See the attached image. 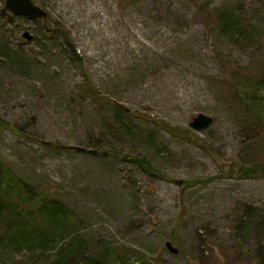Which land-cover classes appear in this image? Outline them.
Listing matches in <instances>:
<instances>
[{
  "label": "rangeland",
  "instance_id": "obj_1",
  "mask_svg": "<svg viewBox=\"0 0 264 264\" xmlns=\"http://www.w3.org/2000/svg\"><path fill=\"white\" fill-rule=\"evenodd\" d=\"M34 1L48 10L45 22L0 12V118L33 134L0 129V161L47 189L70 221L41 253L14 251L0 217V264H50L65 244L86 256L108 247L121 264H257L264 176L237 172L264 166V128L239 106L231 84L262 70L264 0ZM220 10L252 26L246 45L223 32ZM62 31L105 97L71 60ZM113 101L150 119L126 115L119 127ZM199 113L214 118L204 130L191 127ZM47 142L89 149L98 142L101 154ZM131 156L158 173L122 159ZM199 179L207 181L185 184ZM30 215L45 230L40 214Z\"/></svg>",
  "mask_w": 264,
  "mask_h": 264
},
{
  "label": "trees",
  "instance_id": "obj_2",
  "mask_svg": "<svg viewBox=\"0 0 264 264\" xmlns=\"http://www.w3.org/2000/svg\"><path fill=\"white\" fill-rule=\"evenodd\" d=\"M21 16V15H20ZM26 17V16H21ZM15 18V17H14ZM221 29L226 34L230 35L229 38L236 41L241 45L246 43L254 37L255 32L252 26L239 19L231 11L220 10L217 14ZM48 30L45 27L44 33H53L52 28ZM51 31V32H50ZM64 44L68 47L70 58L74 61L88 83L90 89H94L99 96L105 97L102 92L100 93L87 71L84 68L83 59L79 56L76 47L71 42V39L66 31L61 32ZM263 67L260 73L255 78L245 77L239 75L232 78V88L236 102L239 106L250 116L254 117L256 121L264 128V60L262 62ZM101 94V95H100ZM114 108V117L119 127H126V115H132L136 117H143L150 119L140 111L133 108H125L122 104L115 101L110 102ZM162 128L168 130L173 134H179L181 132L179 127L170 124L169 122L152 118ZM104 127H108L109 120L105 118L103 120ZM7 128L25 138H31V132L25 128L7 122L0 118V129ZM33 135V134H32ZM51 146L65 148L67 146L59 142H51ZM93 149L101 154V146L98 142L91 143ZM109 155H117L114 151H108ZM124 161L134 162L140 169L147 172L150 175H155L158 170L153 164L140 157H125ZM237 174L242 177L249 178L250 175L264 176V166L255 165L253 167L243 166L238 170ZM217 177V176H214ZM206 179L187 181V185H195L201 182H206ZM37 211L40 214V219L45 230L40 231L41 225L37 221H32L30 213ZM0 217L5 218V229L10 234V247L14 251L28 250L30 252L45 253L54 248L56 238L62 237L67 229L64 226L70 221L68 208L60 201L49 196L47 189L43 187H36L29 184L18 175H16L9 167L0 161ZM55 234L50 235V233ZM70 244H65L58 250L59 258L50 262V264H121L114 256L113 251L105 247L102 252L95 255H81L74 249L69 250ZM83 254V253H82ZM257 258V264H264V246L259 248ZM114 258V259H113ZM121 259V258H120ZM48 264V263H47Z\"/></svg>",
  "mask_w": 264,
  "mask_h": 264
},
{
  "label": "water",
  "instance_id": "obj_3",
  "mask_svg": "<svg viewBox=\"0 0 264 264\" xmlns=\"http://www.w3.org/2000/svg\"><path fill=\"white\" fill-rule=\"evenodd\" d=\"M1 14L8 20H12L15 16H26L32 20H47L49 16L48 10L35 3L34 0H5L4 7L1 9ZM48 30H51L48 28ZM23 38L28 41L33 39V35L29 31H25L22 34ZM214 121L211 115L205 113H199L194 116L191 121V127L195 130H204L208 128ZM50 144V142H47ZM67 148L74 149L79 152H89L91 154H98L96 149H89L83 146L68 145ZM166 247L173 253H178L179 249L173 246L171 241L166 242Z\"/></svg>",
  "mask_w": 264,
  "mask_h": 264
}]
</instances>
